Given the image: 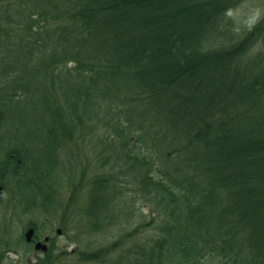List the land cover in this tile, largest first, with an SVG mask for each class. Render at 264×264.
Instances as JSON below:
<instances>
[{
  "label": "trees",
  "instance_id": "trees-1",
  "mask_svg": "<svg viewBox=\"0 0 264 264\" xmlns=\"http://www.w3.org/2000/svg\"><path fill=\"white\" fill-rule=\"evenodd\" d=\"M244 1L0 0V125L22 133L0 166L38 205L69 192L83 264H264V18L213 44ZM94 131L93 178L72 158Z\"/></svg>",
  "mask_w": 264,
  "mask_h": 264
},
{
  "label": "rangeland",
  "instance_id": "rangeland-1",
  "mask_svg": "<svg viewBox=\"0 0 264 264\" xmlns=\"http://www.w3.org/2000/svg\"><path fill=\"white\" fill-rule=\"evenodd\" d=\"M225 17L226 21L224 22L223 34L213 43L215 47H222L224 45L223 42L229 43V41H239L246 32L248 33L253 26L258 24L259 21L264 18V0H245L237 7L227 10ZM226 32L227 35L224 36ZM251 48H253L254 52H264V32L259 35ZM15 130L16 129H14V134H12L13 131L10 130L7 124L1 123L0 125V137H4L5 139V141L0 143V161L5 158V155L12 146L18 144V142H16L17 138L22 137V133H15ZM81 130L86 133V128H82ZM78 134L79 133L76 134L75 138ZM96 135L97 131H94L86 141L83 142L81 139L80 142L76 143V145H79V149L77 150L76 148V154H80L78 164L77 158H72L74 154L70 150L72 142L67 143L59 153L58 160L60 168H62L64 164L70 167L72 158V160L74 159L76 162L73 168L74 171L78 173L79 170L77 166H79L81 170L86 167L88 174L92 173V177L94 178L97 173L95 163H97V155L99 154V150H101V145ZM35 148L28 151L29 157H34L37 153L41 154V146L35 144ZM21 168L22 165L18 167L17 172H7L6 167L0 166V173L4 171L3 182L5 179H9L8 194L6 193L4 195L6 199L10 197V201L7 202L5 199L0 205V230H2L3 233V239H0V264H83L78 257V249L83 248V244L82 246L80 245V247L76 240V226L73 224L74 222H67L70 218V213H65V216L63 215L64 209L68 208L69 205V192L64 187L59 189L57 195H54L52 198V204L47 205V207L41 204L43 200L40 198V201H38L39 204L45 207V209H42L44 207L36 203L35 195L36 193H40V190H37L35 187L36 185L33 184L32 174L29 172L25 173L22 170L24 178L21 177L18 179L16 177L15 173H19ZM22 169H26L25 166ZM122 172V174L118 172V175L120 178L127 181L122 182V185H126L122 188V192L127 196L128 192L125 188L130 186L128 182L131 173H128L124 168ZM69 173H73L72 169L69 170ZM67 176L68 175H65V173L63 174L62 182L67 181ZM4 177L6 178L4 179ZM86 191L87 189L79 194L80 202H86L89 199V193L86 194ZM138 206L139 208L142 207V209L135 208L131 211V214L133 213L136 220L139 222L142 221V217L146 218L143 221L148 220L151 214L148 205H143L141 200ZM27 213H30L32 218H30V216H25ZM28 222H33L36 226L38 225V238H43L44 235L47 234L55 238L49 243L48 251H35L32 245L30 248L28 246H23L24 243L20 238H22V234L27 228ZM57 227L62 228L63 232L61 235L56 233ZM82 241L84 242V239ZM27 251L29 253H26L24 256Z\"/></svg>",
  "mask_w": 264,
  "mask_h": 264
},
{
  "label": "flooded vegetation",
  "instance_id": "flooded-vegetation-1",
  "mask_svg": "<svg viewBox=\"0 0 264 264\" xmlns=\"http://www.w3.org/2000/svg\"><path fill=\"white\" fill-rule=\"evenodd\" d=\"M1 167H4V166L1 165ZM9 169H10V166H9ZM3 176H4V171H2L0 173V205H1V202H3V200L6 199L4 194H6V193L8 194V181H9V179H5L6 177H4L5 181L3 182ZM16 177L18 179L21 178V177L24 178L22 173L21 174H16ZM6 201L7 202L10 201V197H8L6 199ZM25 216H30V218H32L30 213L25 214ZM31 228H33L34 232L32 233V237L31 238H28L27 233L29 232V230ZM58 229H59V227L56 228V233L59 234V235H61L63 231H62L61 228H60L61 231H59ZM0 239H3L2 230H0ZM20 239L24 243L23 246H25V247L28 246L30 248V246L32 245L34 247V250L36 251V248L35 247H36V243H37L38 240L46 241L47 244L49 245V243L51 241H53L55 238L53 236L49 235V234L44 235L43 238H37V236H36V229H35V226H34L33 222L32 223L31 222H28V226L24 230V232L22 234V238H20ZM0 249H1V245H0ZM39 250L40 251H43V247L40 246L38 248V251ZM26 253L28 254L29 252L28 251L25 252L24 256L26 255Z\"/></svg>",
  "mask_w": 264,
  "mask_h": 264
},
{
  "label": "water",
  "instance_id": "water-1",
  "mask_svg": "<svg viewBox=\"0 0 264 264\" xmlns=\"http://www.w3.org/2000/svg\"><path fill=\"white\" fill-rule=\"evenodd\" d=\"M32 233H33V229L29 230V232L27 233L28 238H31ZM36 246L37 247L43 246L44 249H47V245L45 243H43V242H38Z\"/></svg>",
  "mask_w": 264,
  "mask_h": 264
}]
</instances>
